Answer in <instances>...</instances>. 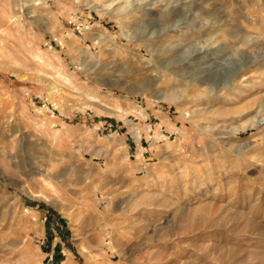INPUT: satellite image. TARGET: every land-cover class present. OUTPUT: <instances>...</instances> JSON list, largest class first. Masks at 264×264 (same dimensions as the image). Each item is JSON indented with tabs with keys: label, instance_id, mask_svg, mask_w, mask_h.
<instances>
[{
	"label": "rangeland",
	"instance_id": "rangeland-1",
	"mask_svg": "<svg viewBox=\"0 0 264 264\" xmlns=\"http://www.w3.org/2000/svg\"><path fill=\"white\" fill-rule=\"evenodd\" d=\"M0 264H264V0H0Z\"/></svg>",
	"mask_w": 264,
	"mask_h": 264
},
{
	"label": "bare ground",
	"instance_id": "bare-ground-1",
	"mask_svg": "<svg viewBox=\"0 0 264 264\" xmlns=\"http://www.w3.org/2000/svg\"><path fill=\"white\" fill-rule=\"evenodd\" d=\"M206 52V51H205Z\"/></svg>",
	"mask_w": 264,
	"mask_h": 264
}]
</instances>
